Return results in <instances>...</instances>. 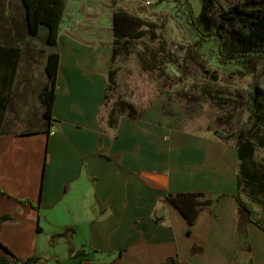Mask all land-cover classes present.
I'll list each match as a JSON object with an SVG mask.
<instances>
[{
	"label": "crops",
	"instance_id": "crops-1",
	"mask_svg": "<svg viewBox=\"0 0 264 264\" xmlns=\"http://www.w3.org/2000/svg\"><path fill=\"white\" fill-rule=\"evenodd\" d=\"M104 2L65 0L50 46L45 27L28 33L21 0H0V19L9 18V28L0 25V217L11 218L0 220V256L10 251L37 264H264V228L239 220L234 142L184 136L164 144L129 118L116 132L99 123L113 60V38L100 36L108 17L111 32L119 8L108 1L102 10ZM51 53L59 63L49 127L41 91ZM168 191L223 196L189 225L163 201ZM252 206L264 225V207ZM63 231L70 232L56 236Z\"/></svg>",
	"mask_w": 264,
	"mask_h": 264
},
{
	"label": "rangeland",
	"instance_id": "rangeland-1",
	"mask_svg": "<svg viewBox=\"0 0 264 264\" xmlns=\"http://www.w3.org/2000/svg\"><path fill=\"white\" fill-rule=\"evenodd\" d=\"M104 1L100 7L102 10L108 1L112 7L117 5L129 12L136 10L142 19L159 28L167 43L174 45L168 49L167 56L158 52V43L147 35L141 40L127 42V50L113 58L110 71L114 82L98 116L99 123L106 127L105 131L116 132L120 122L129 118L147 127L145 134L154 132L164 144H168L184 136L196 143L205 138L219 141L216 133L231 135L245 128L250 129V140L255 145L254 160L264 162V147L259 146L264 141V125L256 124L255 119L248 120L252 85L261 89L260 100L264 105V79L261 77L264 60L258 61L256 76L239 67L220 66L212 51L213 43L200 41L172 0ZM189 1L194 13L199 15L201 0ZM214 1L212 13L218 16L221 10L238 0ZM94 16L96 18L97 13ZM103 16L105 18L106 15ZM1 21L5 23L3 28H9V18L0 19V25ZM106 22L107 26L102 25L100 39L110 43L109 17ZM211 74H215L217 79L214 80ZM204 85L221 88L233 104H219L209 99L202 93ZM120 103L132 105L136 116L129 117ZM228 142L233 143L232 140ZM254 194L253 189H248L241 196L255 208H263L264 198Z\"/></svg>",
	"mask_w": 264,
	"mask_h": 264
},
{
	"label": "trees",
	"instance_id": "trees-1",
	"mask_svg": "<svg viewBox=\"0 0 264 264\" xmlns=\"http://www.w3.org/2000/svg\"><path fill=\"white\" fill-rule=\"evenodd\" d=\"M180 9L187 25L200 39L202 43H213L212 51L216 55L220 66L239 67L245 73L256 76L257 65L260 59L264 60V0H238L236 4L223 9L218 16L212 13L214 0H201V11L196 15L189 0H172ZM25 10V22L28 33L33 36L39 28L47 29V44L54 46L59 35L60 24L65 12V0H21ZM112 47L113 58L127 50V42L141 40L148 35L153 42L158 43V52L168 56V49L173 44L167 43L165 36L159 28L145 21L137 14L115 9L112 15ZM170 46V47H169ZM179 50H182L178 47ZM168 60V59H167ZM59 56L51 53L46 64V72L49 83L41 91V102L44 106V117L49 127L52 126V113L55 100L56 75L58 70ZM211 77L216 80L215 74ZM264 79V66L261 72ZM257 78V77H256ZM113 72L108 73V82L105 101L108 98L107 91L113 84ZM202 93L209 99L219 104H233L232 100L219 87L204 85ZM250 99L248 105V120L255 119L256 124L264 125V105L260 100L261 89L252 85L249 90ZM123 110L128 111V116L134 118L136 111L128 103H120ZM122 110V111H123ZM112 119V116H109ZM114 120V119H113ZM110 127V126H109ZM250 129L241 128L231 135H215L220 140L227 142L232 140L237 149L239 159L238 166V193L235 196L239 204V220L246 223H254L264 228L263 221L255 217L251 203L244 201L241 193L244 190L253 189L256 197L264 198V162L254 160L255 145L250 140ZM264 147V141L259 144ZM110 160L117 161V157L99 153ZM209 192H164L163 201L176 208L189 225H192L199 211L206 207L215 208L223 194L215 197ZM1 221H10L9 216L0 217ZM242 230V229H240ZM70 231H63L56 236H64ZM198 249L193 247L191 253L195 254ZM171 262L174 260L171 259ZM37 258L22 260L7 251L0 256V264H37Z\"/></svg>",
	"mask_w": 264,
	"mask_h": 264
},
{
	"label": "built area",
	"instance_id": "built-area-1",
	"mask_svg": "<svg viewBox=\"0 0 264 264\" xmlns=\"http://www.w3.org/2000/svg\"><path fill=\"white\" fill-rule=\"evenodd\" d=\"M54 131L51 130L50 135H53ZM182 264H187V263H182Z\"/></svg>",
	"mask_w": 264,
	"mask_h": 264
}]
</instances>
